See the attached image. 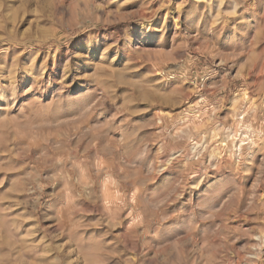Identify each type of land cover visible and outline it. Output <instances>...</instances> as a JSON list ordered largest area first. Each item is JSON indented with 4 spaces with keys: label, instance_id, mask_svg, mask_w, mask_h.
<instances>
[{
    "label": "rangeland",
    "instance_id": "obj_1",
    "mask_svg": "<svg viewBox=\"0 0 264 264\" xmlns=\"http://www.w3.org/2000/svg\"><path fill=\"white\" fill-rule=\"evenodd\" d=\"M0 264H264V0H0Z\"/></svg>",
    "mask_w": 264,
    "mask_h": 264
}]
</instances>
